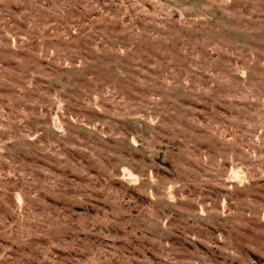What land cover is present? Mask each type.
<instances>
[{
  "label": "rangeland",
  "instance_id": "374dc122",
  "mask_svg": "<svg viewBox=\"0 0 264 264\" xmlns=\"http://www.w3.org/2000/svg\"><path fill=\"white\" fill-rule=\"evenodd\" d=\"M0 264H264V0H0Z\"/></svg>",
  "mask_w": 264,
  "mask_h": 264
}]
</instances>
